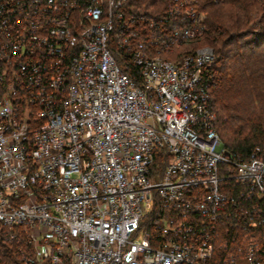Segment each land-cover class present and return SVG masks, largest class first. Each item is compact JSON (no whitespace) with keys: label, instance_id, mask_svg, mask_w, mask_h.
<instances>
[{"label":"built area","instance_id":"built-area-1","mask_svg":"<svg viewBox=\"0 0 264 264\" xmlns=\"http://www.w3.org/2000/svg\"><path fill=\"white\" fill-rule=\"evenodd\" d=\"M164 1L0 0V261L264 264V157L221 148L212 50L162 55L205 13Z\"/></svg>","mask_w":264,"mask_h":264},{"label":"trees","instance_id":"trees-1","mask_svg":"<svg viewBox=\"0 0 264 264\" xmlns=\"http://www.w3.org/2000/svg\"><path fill=\"white\" fill-rule=\"evenodd\" d=\"M130 4L136 14L157 15L166 8L164 0H130ZM197 4L205 13V28L190 44L193 49L209 47L215 57L208 70V105L220 146L242 158L258 147L264 157V49L251 48L243 55L235 46L243 39L249 45L263 44L264 0H198ZM174 51L162 55L172 58ZM117 61L130 66L126 58ZM162 160L159 157L158 166ZM0 262L22 264L15 244L5 245Z\"/></svg>","mask_w":264,"mask_h":264},{"label":"rangeland","instance_id":"rangeland-1","mask_svg":"<svg viewBox=\"0 0 264 264\" xmlns=\"http://www.w3.org/2000/svg\"><path fill=\"white\" fill-rule=\"evenodd\" d=\"M242 40V39H241ZM191 42H194V38L193 39H190V40H188V41H186V43H184V44H182L181 46H179V47H177V48H175L176 50L177 49H179L178 51H174V57H172V58H176V60H178L181 56H183L185 53H189V51H191V49H193L192 48V45L190 44ZM244 43V44H243ZM193 44V43H192ZM235 46L236 47H238V52H240L241 54L243 53V55L244 54H247L248 52H249V50L252 48H254L255 50H257V51H260V50H262V49H264V42H263V44L262 43H257V44H251V45H249V44H246L245 42H244V39L242 40V42H237L236 44H235ZM197 49V47L196 48H194L193 50H196ZM192 50V51H193ZM200 50V49H199ZM180 53V54H177V53Z\"/></svg>","mask_w":264,"mask_h":264}]
</instances>
